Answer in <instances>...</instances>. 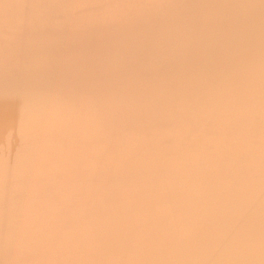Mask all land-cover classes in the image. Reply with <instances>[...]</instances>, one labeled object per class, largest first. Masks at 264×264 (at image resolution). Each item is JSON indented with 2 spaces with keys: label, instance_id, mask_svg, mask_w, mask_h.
I'll return each mask as SVG.
<instances>
[{
  "label": "bare ground",
  "instance_id": "obj_1",
  "mask_svg": "<svg viewBox=\"0 0 264 264\" xmlns=\"http://www.w3.org/2000/svg\"><path fill=\"white\" fill-rule=\"evenodd\" d=\"M0 264H264V0H0Z\"/></svg>",
  "mask_w": 264,
  "mask_h": 264
}]
</instances>
